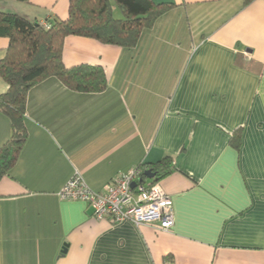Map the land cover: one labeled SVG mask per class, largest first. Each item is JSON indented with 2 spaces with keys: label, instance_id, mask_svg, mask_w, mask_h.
<instances>
[{
  "label": "crops",
  "instance_id": "1",
  "mask_svg": "<svg viewBox=\"0 0 264 264\" xmlns=\"http://www.w3.org/2000/svg\"><path fill=\"white\" fill-rule=\"evenodd\" d=\"M151 1L174 7L132 49L65 38L63 65L101 67L105 91L56 79L29 91L28 137L0 180V264H264V0ZM68 4L0 0V11L46 24ZM7 47L0 38V60ZM10 134L0 113V146ZM166 157L168 231L98 221L56 196L73 170L102 192Z\"/></svg>",
  "mask_w": 264,
  "mask_h": 264
},
{
  "label": "trees",
  "instance_id": "2",
  "mask_svg": "<svg viewBox=\"0 0 264 264\" xmlns=\"http://www.w3.org/2000/svg\"><path fill=\"white\" fill-rule=\"evenodd\" d=\"M251 1L245 0L244 4ZM112 2L121 18L113 16L115 7ZM173 7L172 4H155L151 0H69L67 17L45 25L31 22L16 13L0 11V38L8 40L5 56L0 60V77L7 85L6 92L0 95V113L9 120L11 130L8 140L0 146V180L15 166L27 140L24 114L27 95L34 86L46 79H56L75 93H101L107 88L101 67L78 65L66 68L63 65L65 38H91L105 45L132 49L138 45L144 32L151 30ZM233 134L230 145L237 149L239 137L236 132ZM136 168L144 180V173L151 171L154 177L149 184L167 177L174 169L169 157ZM164 260L172 264L169 255Z\"/></svg>",
  "mask_w": 264,
  "mask_h": 264
},
{
  "label": "built area",
  "instance_id": "3",
  "mask_svg": "<svg viewBox=\"0 0 264 264\" xmlns=\"http://www.w3.org/2000/svg\"><path fill=\"white\" fill-rule=\"evenodd\" d=\"M140 175L137 168L130 169L105 185L102 192H95L75 171L56 196L61 201L85 203L98 221H129L136 227L168 231L174 225L171 199L157 182L149 184Z\"/></svg>",
  "mask_w": 264,
  "mask_h": 264
},
{
  "label": "water",
  "instance_id": "4",
  "mask_svg": "<svg viewBox=\"0 0 264 264\" xmlns=\"http://www.w3.org/2000/svg\"><path fill=\"white\" fill-rule=\"evenodd\" d=\"M144 177H146L147 179H152L154 176H153V174L151 173L150 170H147V171L144 173ZM132 187H134V184L132 185Z\"/></svg>",
  "mask_w": 264,
  "mask_h": 264
},
{
  "label": "rangeland",
  "instance_id": "5",
  "mask_svg": "<svg viewBox=\"0 0 264 264\" xmlns=\"http://www.w3.org/2000/svg\"><path fill=\"white\" fill-rule=\"evenodd\" d=\"M112 5L115 7L114 2H112ZM113 16L115 18H118V17L121 18L120 14H119V11L116 9V7H115V10H114Z\"/></svg>",
  "mask_w": 264,
  "mask_h": 264
}]
</instances>
